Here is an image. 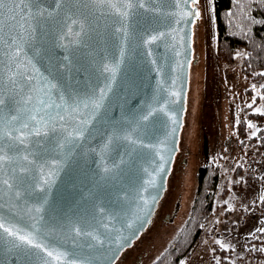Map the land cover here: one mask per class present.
Wrapping results in <instances>:
<instances>
[{"label":"water","instance_id":"1","mask_svg":"<svg viewBox=\"0 0 264 264\" xmlns=\"http://www.w3.org/2000/svg\"><path fill=\"white\" fill-rule=\"evenodd\" d=\"M193 10L198 11V7L191 0L187 3L172 0L166 9L168 15L158 25V30L165 33L164 39L155 45L141 46L136 41L125 44L123 63L114 78L101 67L103 63L112 65L111 45L109 48L97 46L88 57L87 72L73 73L66 78L49 67L47 61L41 62L40 56L34 58L25 49L27 56L22 54V59L32 60L27 65V75L32 77L33 87L47 89L55 84L57 87L49 93L52 100L61 103L59 96H64L63 109L49 110L52 116L59 111L66 118L52 122L57 127L56 139L63 142L68 132L75 135V129L86 130L84 138L58 149L59 156L51 157L45 166L46 203L17 200L7 189L0 196V222L9 228L22 229L23 233L33 232L37 242L50 251L65 252L66 257L54 261L38 249H29L26 245L14 247L20 242L0 230V264H43L45 260L48 264H72L73 261L114 264L122 251L150 225L178 150L193 60V29L198 21L183 14ZM35 35L33 43L39 46V33ZM57 53L62 55L63 50L57 49ZM173 92L179 95L173 96ZM27 94V81H20L11 91L5 89V102L8 104L12 97L17 106H22ZM88 100L100 106L90 103L85 108L81 101ZM72 108L76 111L71 112ZM147 111L155 115L144 121L142 116ZM169 115L175 116L178 125L172 123ZM173 127H178V132L169 135ZM120 129H123L121 135L130 134L133 138L139 132L146 146H140L138 141L135 151L129 155V145L119 140L105 149L107 139ZM158 152L170 161L159 176L155 172L161 163ZM153 177L155 187L148 183ZM36 207L42 211L37 213ZM75 227L91 232L97 239L84 234L77 236ZM26 252L31 254L25 255Z\"/></svg>","mask_w":264,"mask_h":264},{"label":"snow or ice","instance_id":"2","mask_svg":"<svg viewBox=\"0 0 264 264\" xmlns=\"http://www.w3.org/2000/svg\"><path fill=\"white\" fill-rule=\"evenodd\" d=\"M184 2L187 3L188 0ZM260 2L264 3V0ZM171 3L172 0H0V196L6 194L4 189H7V192L17 200L25 198L33 199L38 204L46 203L48 180L43 176L45 166L49 164L51 157L59 156L58 149L62 150L67 144L84 138L86 130L75 129V135L68 132L63 142L56 139L57 127L52 122L57 119L64 121L66 118L59 111L52 116L49 110L63 109L64 96H59L61 103L52 100L49 93L51 89L57 87L55 84H51L47 89L33 87L32 77L27 75V65L31 64L32 60L22 59V54L27 56L25 49L30 50L34 58L40 56L41 62L47 61L49 67L66 78L73 73L87 72L88 57L97 50V46L109 48L111 45L109 51L112 65L103 63L101 67L114 78L123 63L125 44L136 41L141 46L155 45L157 41L164 39L165 33L158 30V25L168 15L166 9ZM198 3L199 0H191L192 5ZM208 3L211 5L212 0H208ZM183 15L199 19L201 14L193 10ZM210 22L215 23L214 16H210ZM37 32L39 46L33 43ZM57 49H62L63 54H58ZM20 81H27L29 90V94L23 97V105L17 106L18 102L12 97H9L10 102L6 104L5 89L11 91ZM252 87L255 89L256 86ZM261 87L264 88V85ZM99 91L102 99L103 90ZM33 92L37 93L35 97L31 94ZM172 95L178 96L179 93L173 92ZM260 99L264 100V95L260 96ZM81 103L85 108L90 103L94 107L100 106L91 100ZM75 111V108L71 109V112ZM160 111L163 112L164 109L161 108ZM254 111L264 115L261 108ZM154 115V112L147 111L142 119L148 121ZM169 119L174 125H178L174 115H169ZM248 127L255 128V125L250 123ZM177 132L178 127H173L169 135ZM121 133L123 129L109 137L104 148L107 149L110 144L124 140L129 145L130 155L135 151L138 141L140 146H146L143 145L139 132L135 138L130 134ZM157 155L161 163L155 172L159 176L165 172V165L170 161L159 152ZM52 163L54 164L55 160ZM148 183L155 187V177ZM260 199L264 201V195ZM144 203L147 205L148 201L145 200ZM35 211L39 213L42 208L36 207ZM32 227L35 228L34 225ZM0 230L14 241L20 242L19 245L14 244V247L26 245L29 249H38L54 261H62L67 255L63 251L48 250L45 245L37 242L33 232L23 233L22 229L6 227L3 222H0ZM73 231L77 236L84 234L97 239L91 232H82L79 227H75ZM216 243L222 249L228 247L219 240ZM260 251H264V248ZM43 264H48V261L45 260ZM72 264L76 262L73 261Z\"/></svg>","mask_w":264,"mask_h":264},{"label":"rangeland","instance_id":"3","mask_svg":"<svg viewBox=\"0 0 264 264\" xmlns=\"http://www.w3.org/2000/svg\"><path fill=\"white\" fill-rule=\"evenodd\" d=\"M197 7L186 109L166 189L150 225L114 264L157 259L190 214L198 169L212 161L222 172L214 212L184 264H264V115L254 111L264 110V82L243 73L244 49L231 63L218 59L216 18L210 22L214 1L199 0ZM217 240L228 246L224 254Z\"/></svg>","mask_w":264,"mask_h":264},{"label":"trees","instance_id":"4","mask_svg":"<svg viewBox=\"0 0 264 264\" xmlns=\"http://www.w3.org/2000/svg\"><path fill=\"white\" fill-rule=\"evenodd\" d=\"M213 1L218 59L231 63L238 50L244 49L243 73L255 83H263L264 3L260 0ZM221 180V166L216 161L198 169L197 190L190 214L175 237L151 264H184V259L191 254L213 215ZM215 247L219 253H225L218 244ZM223 261V264H230L225 259Z\"/></svg>","mask_w":264,"mask_h":264}]
</instances>
